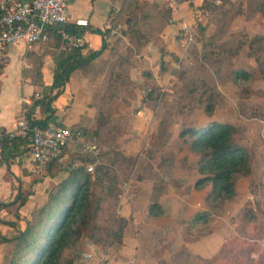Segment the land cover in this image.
<instances>
[{
  "label": "rangeland",
  "instance_id": "obj_1",
  "mask_svg": "<svg viewBox=\"0 0 264 264\" xmlns=\"http://www.w3.org/2000/svg\"><path fill=\"white\" fill-rule=\"evenodd\" d=\"M223 5L224 7H231V15H229L230 13L221 14V10L212 9L210 11L211 16L208 13L205 14L207 22H210L211 17L212 20L229 19L236 12H242L232 16L231 20H234L239 15L246 17L245 14L251 11L245 0H241L240 4H237V0H225ZM163 6L169 7L165 2ZM232 6L235 7L234 10ZM141 11L129 8L116 13L110 21L113 32L108 34L118 35L119 40L123 43L122 51L124 53L129 48L127 51L134 50V55L142 56L143 48L148 44L158 48L157 52L160 53V58H156L154 62L156 67L158 65L159 71L166 70L169 72L166 74L169 75V82L167 79L164 84L157 83L156 93L160 94L157 95L155 102H147L154 117L153 127H151V122L149 124L148 122L141 123V127H139L137 123L130 122L129 119L123 122L115 121L116 116L112 115L113 112L110 116V123L107 124V127H102L99 136H92L85 140H80V135L75 138L72 137L78 153L74 159L90 157L85 163L86 166L88 163L93 164V169L100 159H107L112 151L126 149L123 144L129 148L130 152L126 153L136 155L132 171L127 173V170H122L120 167L116 170L119 177L120 193L115 211L123 215L121 204H125L128 211L123 216L132 215V218L124 228L122 227L123 224L120 226L118 224L117 227L122 228L123 232L120 237L113 236L112 242L105 245L94 243L87 229L79 237L77 245L69 248L66 253L68 256L75 257L76 251H78L77 255H80V258L78 261L76 259L75 264H89L84 255L86 252H91L93 254L92 259L99 260V264H130L136 263L135 260L141 258H149L151 264H234L235 261L239 264H258L260 260L264 261V81L257 69V60L254 57L256 60L255 70L258 74L253 70V76L250 80H242V85H237L229 79L230 72H228V67H224L226 66L224 58L211 54L208 57L202 55V40L204 39L201 36L200 26L203 24L201 20H196L194 25H191L193 39L186 45H183L180 40L178 42V54L172 51L171 58L167 62L162 57L166 55L163 53L166 42L162 36L166 26L152 24L151 19L147 17L141 18L139 16ZM205 33L207 37L204 41L209 52H212L215 46L212 44L213 40L209 41L207 38H215V43H218L219 39L224 41L229 38L228 33L224 38L218 35L215 24L206 28ZM134 35H139V38ZM136 39L139 43L143 39L146 41L136 49V44L133 42ZM234 58L233 64L242 66L236 64ZM221 62L224 64L220 67ZM146 69L151 68H145L144 71ZM182 71H184V75H180ZM204 77L214 80L216 89L224 97V102L216 104L211 114L204 111L205 101L197 100V94L203 88L200 79ZM182 78L191 80L189 86L196 88L193 92V94L196 93V96L190 100L184 98L180 92L183 85ZM258 80L263 83V86H255ZM228 82L234 85L233 89L229 90V98L232 101V114L230 115L232 121L230 122L238 128L237 142L247 146L253 154L252 172L249 176L240 177L236 181V195L224 202L222 210L214 216V221L210 227L209 224H205L207 229L209 227L210 232L212 229L220 231L222 242H226L225 252L211 262H207L204 259L211 257L214 252L203 256L188 247L190 242L204 236L194 232L197 230L196 228H189L188 219L193 213L208 208L204 201V195L209 185L200 188L201 190L197 189L198 192L189 195L195 189L194 183L188 184L186 176L183 177L182 175L191 169L197 170L194 163L198 154L180 148L177 135L185 125L200 127L210 120H215L212 114L217 107L220 113L227 112L228 109L222 108L226 105L227 93L224 85ZM146 91L147 88L142 90V93H146ZM244 94L246 97L242 96ZM183 99H186L187 102L185 103ZM110 108L112 107L110 106ZM138 108L124 106L121 117L129 118L130 112H134ZM94 125L95 121L91 127ZM111 126L117 128V131H112ZM136 128L140 130H136ZM183 168H186L184 172L182 171ZM200 174L196 179L202 175ZM159 176L163 178L167 186L159 197V199L165 197L163 203L160 202L163 215L158 218H151L147 215L149 195L147 200L136 202L132 200L134 196L131 193L137 188L138 181H148L152 187V182L156 181ZM248 208L254 211L256 218L242 225L241 222L246 218ZM138 209L140 210L137 211L138 222L151 221L149 225L153 226V229L150 232L140 233V228L134 222L133 213ZM105 212L106 209L101 211L97 217V223L102 228L111 226L108 224L110 218L105 216ZM165 212L167 216L162 219ZM165 220L168 221V224L166 226L160 225V222ZM165 230L169 233H165ZM135 237L138 239L137 241L134 240ZM134 244L136 245L134 246ZM10 250L11 247L8 244L0 247V264H8Z\"/></svg>",
  "mask_w": 264,
  "mask_h": 264
},
{
  "label": "trees",
  "instance_id": "obj_2",
  "mask_svg": "<svg viewBox=\"0 0 264 264\" xmlns=\"http://www.w3.org/2000/svg\"><path fill=\"white\" fill-rule=\"evenodd\" d=\"M247 7L251 10L246 13V17L251 18L259 13L264 16V0H245ZM222 0L219 4H214L209 1H203L202 10L208 15L210 11L221 10V14L231 15V7H224ZM241 0H237L240 4ZM140 5V6H139ZM136 4L133 8L141 11V18L147 17L151 19L152 24L165 26L169 23L170 8L164 7L163 4L143 2ZM220 8V9H218ZM233 10L235 7H233ZM144 9V10H143ZM242 12H236L233 17ZM211 16V15H210ZM231 16V17H232ZM212 20L218 29V35L222 38L228 33V26L231 19ZM215 19V18H214ZM67 27L73 32L83 33V29L71 22H68ZM218 27V28H217ZM206 24L200 26L202 39L205 40ZM93 31L101 34L102 41L97 49L89 50L83 54L81 47L73 48L66 51V57L62 59L57 66H60L65 60L71 59L76 67H85L89 62L100 55L107 47V42L104 35L108 34V30H102L99 27H94ZM46 40H52L53 46H59L63 43L60 33L56 28L48 27L46 29ZM229 38L215 43V38L212 39V44L215 46L212 52L206 49L205 41L202 44V55L208 57L210 54L224 58L230 78L237 85H242V80H250L253 76V70L245 66H236L233 64L234 56L244 46H248V55L255 57L257 60V69L264 81V59L262 51L264 48V33H250L242 28L237 32L228 33ZM139 38V35H134ZM141 40V39H140ZM223 40V39H222ZM136 39L133 41L136 44V49L144 44ZM133 45V44H131ZM129 48H127L128 50ZM122 54L115 62L110 64L111 80L108 89V101L113 100L123 88L131 86L132 82L129 79V68L131 65L134 50L127 51ZM164 54H172L166 46L163 48ZM224 62H221L220 67ZM30 74L35 83L41 82L40 66L33 65ZM146 77L152 76L151 71H145ZM184 75V71L180 73ZM202 80V91L197 94L198 101H205L204 111L211 114L215 105L224 102V97L216 89V82L207 77ZM191 80L182 78V87L180 92L184 98H192L196 96L193 92L196 88L189 86ZM147 91L144 96L145 102L156 101L157 83L146 82ZM243 89V87H242ZM59 90L55 93L45 94L41 98H33L32 104L26 106V117L32 124L47 125V118L52 116L54 111L51 106L52 100L58 95ZM190 94V95H189ZM242 94V93H241ZM105 96V95H104ZM246 97V94L242 95ZM107 99H102V103L98 108V113L95 116L94 127L75 126L74 130L80 129V140L89 139L92 136H99L102 127H107L110 123V116L114 112V108L108 103ZM183 99L186 103L187 100ZM36 104H40L47 116L37 120L31 117V110ZM106 106V108H105ZM110 106L112 108H110ZM116 132L117 128L110 127ZM237 126L229 121L210 120L207 124L194 127L183 126L177 135L178 146L185 148L190 152L198 154V158L194 165L196 166L199 176L194 187L200 189L209 185L207 192L204 195V201L208 205L207 209L193 213L188 219L189 228H196L194 232L206 235L210 233V225L214 221V216L218 214L224 202L232 199L236 195V181L240 177L249 176L252 172L253 154L251 150L236 140ZM30 147V136H10L8 131L2 130L0 133V155L1 158L8 162V158L15 155H22ZM62 153V152H61ZM136 155L126 153L124 150L112 151L107 159H100L95 165L92 172L86 169L87 157L76 158L77 163L69 161L67 166L58 161L55 157L47 163L46 172L51 174L52 169L60 170L65 168L67 175L56 183L52 184L46 192L45 200L32 211L28 219L25 220L24 226L17 227L15 220L5 219L0 217V223H5L16 228V233L7 236L0 230V242H5L11 247L8 255V264H75L79 260L76 251V256H68L66 251L77 245L79 237L87 229L90 232V238L96 244L105 245L112 242V237H120L123 229L117 227L123 224V228L132 218V215L125 217L115 211L116 202L120 193L119 177L117 168L129 171L133 170L134 160ZM135 171V170H134ZM144 178V177H143ZM155 180V179H154ZM166 183L161 176L157 177L156 181L152 182L151 191L149 194V203L147 205V215L151 218H158L163 215V208L159 201L160 195L166 190ZM29 194L27 189L23 190L22 183L18 186V191L14 198L10 201L0 202V210L5 209L12 213L17 218L20 217V208L24 205ZM96 202V204H95ZM103 202H105L103 204ZM105 212V216L109 219V227L102 228L97 223L98 214L101 211ZM246 218L241 222L246 224L249 220L256 218V214L251 208H248ZM205 224H209L208 229ZM226 250V242H222L219 248L211 257L205 258L207 262L216 259L221 253ZM136 264V263H130ZM234 264H239L237 261ZM258 264H264V261H259Z\"/></svg>",
  "mask_w": 264,
  "mask_h": 264
},
{
  "label": "crops",
  "instance_id": "obj_3",
  "mask_svg": "<svg viewBox=\"0 0 264 264\" xmlns=\"http://www.w3.org/2000/svg\"><path fill=\"white\" fill-rule=\"evenodd\" d=\"M203 1L205 0H73L68 10L70 20L76 17H87L88 19L87 27H81L86 40V46L81 48V52L86 54L89 50L99 48L102 41L101 34L92 30L94 27L108 30V33H111L113 30L110 21L116 13L133 8L136 4L139 5L143 2L159 4L165 2L170 8V19L169 23L165 25L166 29L162 36L166 42V48L178 54L177 49L178 42L181 40L180 28L182 23L186 22L191 26L194 25L196 20H201L207 28L212 26V23L207 24L206 13L202 10ZM257 15L259 14L257 13ZM257 15L252 18L239 15L238 18H234L229 23L228 32L244 28L250 35L264 33V16L259 15L260 17H258ZM107 20H109V27L104 28L103 24ZM104 37L107 47L83 68L76 67L71 59H67L60 66H57L66 57V50L63 49L62 44L61 47L53 46L50 39H41L30 48L25 47L22 42L10 44L7 48V59L0 64V133L2 130L12 129L15 121L20 116L26 117V106L32 104L33 98H41L45 94L55 93L57 90H59V93L51 102L54 111L52 116L46 119L48 124H63L70 128H75V126L91 127L102 99L108 98L111 80L110 64L124 54L122 51L123 43L119 40L118 35L107 34ZM123 38L125 39V37ZM120 41L121 43L118 44ZM247 50V45H244L234 61L238 65L255 70L256 60L254 57L247 55ZM157 51L158 48L148 44L143 48L142 56L136 54L132 57L128 71L129 79L132 82L131 86L123 88L113 100L108 101L107 99L108 103L115 109L114 114H112L116 116L115 121L123 122L129 119L130 122L137 123L139 127H141V123L148 122L149 124L151 122V127H153V113L144 100L145 93H142V90L146 89L147 80L164 84L169 78V75H166L169 73L168 71H159L157 69L158 65L156 67L154 61L156 58H160V53ZM162 57L168 62L171 54ZM262 58L264 59V48ZM33 65L35 67L40 66V83H35L33 81L34 77L30 74ZM145 68H151L145 70L151 71L152 76L150 78L146 77ZM256 74L258 73L256 72ZM255 86H263V83L258 80ZM224 87L228 96L226 95V105L222 109L228 110L220 113L217 107L212 117L217 121L230 122L232 121L230 117L232 114V101L229 98V90H232L234 85L228 82ZM124 106L139 108L134 112H130V117L126 119L121 117ZM47 114L40 104H36L31 110L33 119H43ZM233 116L235 117V114ZM136 130L140 129L136 128ZM75 137L77 136H73V138ZM73 138L63 148L58 158V161L62 162L64 166H67L70 160L73 164L77 163L74 158L78 153ZM123 145L126 148L124 151L130 152L128 146ZM46 168L47 165L42 170L36 169V163L28 156L27 152L9 157L8 162H5L0 155V202L12 200L18 191L20 182L23 190L27 189L29 191L24 205L19 210V218L7 212L4 208L0 210L1 218L15 220L17 227L22 228L24 226L25 220L30 217L31 211L45 200L47 189L67 175L65 168L60 170L54 168L51 174L46 172ZM185 169L183 168L182 171L184 172ZM199 174L196 169H191L183 173L182 176H186L185 178L189 184L190 182L194 183ZM182 179L184 180V178ZM137 184V188L131 193L134 196L132 200L136 202L147 200L151 189L150 182L141 180ZM198 191L195 188L189 195ZM164 199L165 197H161L159 200L163 203ZM121 207L122 214L126 215L127 206L121 204ZM137 211L140 210L134 211L133 216L134 222L140 228V233L150 232L153 229V226L149 225L151 221L138 222ZM166 216L165 212L162 219ZM167 222V220L160 222V225L166 226ZM0 230L7 236L16 233L15 227L5 223H0ZM219 232L212 229L209 234L190 242L188 247L203 256L212 254L222 243ZM165 233L169 232L165 230ZM134 240L137 241L138 239L135 237ZM5 245V242H0V247ZM135 262L137 264H151L149 258H141L135 260Z\"/></svg>",
  "mask_w": 264,
  "mask_h": 264
},
{
  "label": "built area",
  "instance_id": "obj_4",
  "mask_svg": "<svg viewBox=\"0 0 264 264\" xmlns=\"http://www.w3.org/2000/svg\"><path fill=\"white\" fill-rule=\"evenodd\" d=\"M73 0H0V64L7 59V48L12 43L22 42L30 48L34 43L46 38L48 27L56 28L62 38L66 51L86 46L82 33L73 32L67 27L71 22L79 27H87V17L70 20L69 5ZM219 4L222 0H205ZM103 27H109L107 20ZM193 39V30L186 22L181 24V42L186 45ZM80 129L74 130L63 124H32L27 117L20 116L14 127L8 130L10 136H30V147L26 151L36 163V169H44L47 163L59 157L63 148L73 136L80 135ZM87 170L93 171V164H87ZM89 264H99L92 259V253H84Z\"/></svg>",
  "mask_w": 264,
  "mask_h": 264
}]
</instances>
